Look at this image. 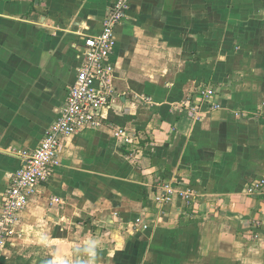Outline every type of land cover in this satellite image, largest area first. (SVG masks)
<instances>
[{"label":"crops","instance_id":"1","mask_svg":"<svg viewBox=\"0 0 264 264\" xmlns=\"http://www.w3.org/2000/svg\"><path fill=\"white\" fill-rule=\"evenodd\" d=\"M119 1L0 0V209ZM115 40L103 124L62 147L0 264H263L264 196L246 189L264 178V0H129Z\"/></svg>","mask_w":264,"mask_h":264},{"label":"built area","instance_id":"2","mask_svg":"<svg viewBox=\"0 0 264 264\" xmlns=\"http://www.w3.org/2000/svg\"><path fill=\"white\" fill-rule=\"evenodd\" d=\"M128 10L129 0H120L108 9L102 32L85 38L82 65L75 83L69 88L57 119L47 129L37 149L19 152L21 168L11 175L10 186L4 194L0 209V255L4 246L13 238H23L22 230L18 229L21 213L37 195L40 185L50 179L54 170L61 165V149L68 139L87 129H97L103 124L102 113L110 106L113 94L108 82L114 73L111 56L116 47L115 28L127 18ZM200 94L202 101L210 105L211 110L220 108L215 102V90L205 85L201 87ZM143 100L151 102L149 98ZM180 106L186 108L192 119L202 120L203 113L198 104L182 101ZM119 134L125 136L127 142L132 141L125 131L121 130ZM160 192L157 200L164 205L170 202L175 191L171 186L163 185ZM178 193L188 202L193 201L189 191ZM246 193L254 197L264 196V178L251 183ZM52 204H62V201L54 198ZM137 223L142 224L140 220ZM140 226L147 229V226Z\"/></svg>","mask_w":264,"mask_h":264},{"label":"rangeland","instance_id":"3","mask_svg":"<svg viewBox=\"0 0 264 264\" xmlns=\"http://www.w3.org/2000/svg\"><path fill=\"white\" fill-rule=\"evenodd\" d=\"M244 250L246 251V250H247V248H246V247H244ZM256 264H262V262H261V263H256ZM263 264H264V262H263Z\"/></svg>","mask_w":264,"mask_h":264}]
</instances>
